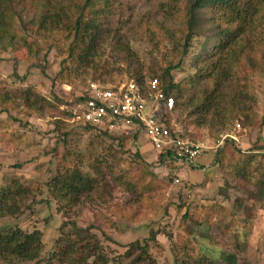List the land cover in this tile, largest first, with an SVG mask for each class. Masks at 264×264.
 <instances>
[{
	"label": "rangeland",
	"instance_id": "374dc122",
	"mask_svg": "<svg viewBox=\"0 0 264 264\" xmlns=\"http://www.w3.org/2000/svg\"><path fill=\"white\" fill-rule=\"evenodd\" d=\"M189 1L112 0L111 10L101 15L102 27L111 33L91 63L69 59L67 35L58 32L34 35L30 46L17 51L0 50V195L17 181L27 191L16 201L18 215L0 217V228L40 231L44 258L53 252L63 223L73 221L76 227L65 231L85 234L94 226L90 231L105 247L109 264H114L112 256L120 257L118 264H227L226 253L238 256L239 264H264V200L245 196L241 188L230 189L228 199L224 195L226 181L235 184L231 171L239 166H246V189L254 191L255 181L264 179V0H253L249 11L256 20L255 37H239L234 49L214 54L213 60H219L214 72L191 77L196 70L190 69L189 59L173 72L179 87L171 90L176 99L172 126L206 148L201 170H188L181 184L173 185L167 168L135 158L139 148L134 140L85 130L62 109L90 82L160 79L182 51L179 28ZM36 11L33 6L21 14L28 33ZM201 16L208 15L203 11ZM14 22L23 32L18 17ZM210 26L202 19L199 33H209ZM143 145L140 153L150 147ZM220 147L223 160L214 166ZM237 148L244 154L238 155ZM66 154L72 167L93 176L96 163L111 195L102 200L93 193L90 200L82 197L68 211H59L46 184L67 166L62 161ZM129 175L140 178L143 192L117 180L124 182ZM137 240L147 247L137 250L138 256L128 251ZM186 256H191L187 262Z\"/></svg>",
	"mask_w": 264,
	"mask_h": 264
},
{
	"label": "trees",
	"instance_id": "16d2710c",
	"mask_svg": "<svg viewBox=\"0 0 264 264\" xmlns=\"http://www.w3.org/2000/svg\"><path fill=\"white\" fill-rule=\"evenodd\" d=\"M252 1H189V9L185 13V22L180 24L179 28L183 30L184 34L183 42H180L182 51L178 55L177 63H169L164 67L163 74L160 76L167 95H172L171 90L179 87V83H176L173 79V72L180 71L184 67L185 59H189L190 63H192L190 69L196 70L195 75L191 77H204L219 67V60H213L214 54L223 52L231 45L235 46L236 39L239 37H241L240 40L245 37L248 41H250L251 36L255 37L253 30L256 28V20L253 18V14H249L253 7ZM111 4L112 0H0V50L3 52L7 50L17 51L20 48L30 46L29 41L33 39L34 35L40 37L41 32H44L47 33V37H51L58 32L61 34L65 33V36L67 35L69 59H78L80 63L88 61L91 63L97 51L101 48L105 35L111 33L110 30L105 31L101 21L102 13L110 11ZM33 6L39 11H36L34 14L35 18L29 21V24L34 23V25L33 29H30L31 32L28 33L29 29L26 22L22 20L21 14L26 8L29 9ZM203 11H206L207 17L202 18ZM17 17L22 25L23 32L21 33L15 29L14 19ZM202 19L211 21L209 33H199L198 27L200 28ZM233 46H231L232 49H234ZM209 59L210 61H208ZM100 64L103 65L101 62ZM105 66L103 65L102 68ZM6 99L8 100L7 96ZM166 115L169 118L171 114L166 113ZM168 120L170 121V119ZM79 124L85 130L95 129L85 123ZM100 132L108 134L105 131ZM179 133L183 137L190 138L193 142H198L191 138L187 132ZM115 138L133 140L132 137L115 136ZM222 152V147L216 150L213 157L214 166H219L222 163ZM236 152L238 155L244 154L239 148L236 149ZM134 157L139 158L141 163L143 162L148 166H163L170 173L176 163L170 153H163L153 163L147 162L139 150L135 152ZM69 158L67 154L62 157V161L64 163L67 162V166H64L65 168L60 167L57 176L46 184L58 203L59 211H68L82 197L90 200L93 193L102 200H104V197L111 195V188L102 176L104 172L96 163L91 166L95 173V176H93L78 167H72L68 163ZM202 167L201 163L197 165L190 164L189 170L199 171ZM240 167L237 171H231L235 184L233 185L226 181L227 188L224 191L226 199L229 198L230 189L239 190L241 188L245 196L263 201L264 179L255 181L254 191L248 190L243 184L246 179V166ZM117 180L128 190L144 191L140 178L135 175H129L124 182L121 178ZM18 183L19 181L14 182L13 186H8L5 190H2L3 192L0 195V217L18 215L19 211L16 201L19 200L18 197L27 194L26 189H21ZM235 203L238 209L243 207V202L239 198ZM70 225L73 228L76 227V223L73 221L63 223L60 235L55 240V248L48 258L40 256L42 249V233L40 231L30 232L19 227L6 231L0 228V264H12L13 259L27 262L34 261L33 264H41L43 260L44 264L110 263L102 242L90 231L91 227L94 226L88 228L85 234H81L76 231H65L64 229ZM154 236L155 233L151 231L149 238L154 239ZM140 249L144 252L147 251L146 245L141 246L137 240L129 244L128 251L136 254L137 250ZM136 255L138 256V254ZM190 257L186 256L184 260L187 262ZM111 259L114 264H118L120 261V257L117 256H112ZM224 259L227 264H239L238 256L233 253H226Z\"/></svg>",
	"mask_w": 264,
	"mask_h": 264
},
{
	"label": "built area",
	"instance_id": "2783aa9c",
	"mask_svg": "<svg viewBox=\"0 0 264 264\" xmlns=\"http://www.w3.org/2000/svg\"><path fill=\"white\" fill-rule=\"evenodd\" d=\"M175 106L174 96L167 95L161 80L153 77L115 85L90 82L80 93L67 99L62 109L75 122L116 137H132L138 148L148 143L155 160L163 153H170L176 161L171 169L172 183L178 185L190 164H200L206 148L173 128L166 113L171 114Z\"/></svg>",
	"mask_w": 264,
	"mask_h": 264
},
{
	"label": "crops",
	"instance_id": "0c3cea01",
	"mask_svg": "<svg viewBox=\"0 0 264 264\" xmlns=\"http://www.w3.org/2000/svg\"><path fill=\"white\" fill-rule=\"evenodd\" d=\"M142 146H144V145H141V146L139 147V151H140V148H141ZM141 154H142V156H143L145 159H147L146 161H148L149 163H153V162L155 161V153H154V151H153V149H152L151 146L148 147V148L145 150V152H144V153H141Z\"/></svg>",
	"mask_w": 264,
	"mask_h": 264
}]
</instances>
